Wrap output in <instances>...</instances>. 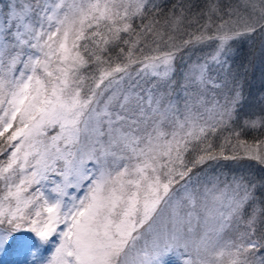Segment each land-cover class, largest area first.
Listing matches in <instances>:
<instances>
[{
    "label": "snow or ice",
    "instance_id": "1",
    "mask_svg": "<svg viewBox=\"0 0 264 264\" xmlns=\"http://www.w3.org/2000/svg\"><path fill=\"white\" fill-rule=\"evenodd\" d=\"M191 8L0 0V252L264 264V0Z\"/></svg>",
    "mask_w": 264,
    "mask_h": 264
},
{
    "label": "trees",
    "instance_id": "2",
    "mask_svg": "<svg viewBox=\"0 0 264 264\" xmlns=\"http://www.w3.org/2000/svg\"><path fill=\"white\" fill-rule=\"evenodd\" d=\"M181 2L185 5L191 4L192 12H199L205 7L207 0H163L165 12L171 9L174 4ZM231 2V0H222V3L225 5ZM260 41L261 35L257 33L256 37L254 38V42L251 45L245 44L242 48V58L251 57L253 63L254 71L249 81L250 91L253 97L258 95L260 91H264V87H262L261 84V75L264 73V54L261 53ZM248 135L250 137L252 133H249ZM227 167L235 171H239V169L235 168V166L231 163H229Z\"/></svg>",
    "mask_w": 264,
    "mask_h": 264
},
{
    "label": "rangeland",
    "instance_id": "3",
    "mask_svg": "<svg viewBox=\"0 0 264 264\" xmlns=\"http://www.w3.org/2000/svg\"><path fill=\"white\" fill-rule=\"evenodd\" d=\"M231 1V4H236L238 2V0ZM29 235L31 236L32 234L29 233ZM32 240L39 246L40 242L35 236H32ZM56 243H58V236L54 234L53 237L50 238V242L43 245L41 249V259L47 257L54 250V245ZM29 259L30 257L27 253L18 255L11 249L7 252H0V264H27ZM187 259V253H185L182 248H174L160 258V264H184V261Z\"/></svg>",
    "mask_w": 264,
    "mask_h": 264
}]
</instances>
